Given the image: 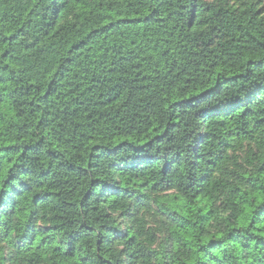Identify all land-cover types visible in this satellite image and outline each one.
I'll use <instances>...</instances> for the list:
<instances>
[{"label":"trees","instance_id":"trees-1","mask_svg":"<svg viewBox=\"0 0 264 264\" xmlns=\"http://www.w3.org/2000/svg\"><path fill=\"white\" fill-rule=\"evenodd\" d=\"M0 264H264V0H0Z\"/></svg>","mask_w":264,"mask_h":264}]
</instances>
